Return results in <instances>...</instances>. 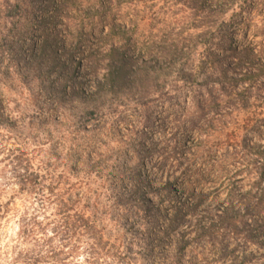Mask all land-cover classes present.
Wrapping results in <instances>:
<instances>
[{
  "label": "clouds",
  "instance_id": "1",
  "mask_svg": "<svg viewBox=\"0 0 264 264\" xmlns=\"http://www.w3.org/2000/svg\"><path fill=\"white\" fill-rule=\"evenodd\" d=\"M93 6L99 7L97 0H83L81 10L72 8L73 32L89 20L83 9ZM243 6L244 0H227L205 19L173 0L114 5L115 23L126 30L116 29L109 13L83 93L49 95L38 78L25 81L5 54L11 77L0 73V264H191L193 255L196 264H210L211 244L203 251L189 245L181 252L179 232L149 244V206L140 194L163 209L174 202L170 192L176 189L168 185L178 177L189 191H202L224 207L235 206L243 213L251 204L264 211V0L250 10ZM99 20L97 15L98 30ZM221 26L234 27L240 49H250L244 71L250 68L254 75L231 95L215 85L223 115L212 127L198 128L183 140L179 125L170 127L153 137L158 143L150 154L144 152L140 142L147 110L163 93L183 87L178 78L182 65L192 64V71H199L208 57V38ZM129 38L143 57L113 86L111 54L123 50ZM249 88L253 95L245 105L237 94ZM54 144L56 154L51 151ZM216 152L223 158L206 164ZM137 169L141 174L133 180ZM124 183L138 190L135 206L124 201ZM125 214L138 220L136 226L145 234L130 237V253L120 224ZM156 231L158 237L165 236L163 229ZM237 243L241 248L235 264H264V256L245 260L252 252L264 253V243L244 233L229 247Z\"/></svg>",
  "mask_w": 264,
  "mask_h": 264
},
{
  "label": "rangeland",
  "instance_id": "2",
  "mask_svg": "<svg viewBox=\"0 0 264 264\" xmlns=\"http://www.w3.org/2000/svg\"><path fill=\"white\" fill-rule=\"evenodd\" d=\"M60 0H0V36L7 35L13 42V49L7 45L0 44V73L5 78H10L11 73L8 67L4 66L5 54L10 58L9 63L15 64L17 71L22 75L25 81L33 78H38L42 88L49 95L63 94V90L68 96L71 94L83 93L89 83V77L94 69V63L98 55L96 45L100 42L103 34L104 25L108 24L109 13H111V22L116 29H121L122 24H116L117 13L106 10L103 2L97 1L99 7L84 8V13L89 17L87 23L81 21L76 26V31L73 32L71 20L62 15L64 10L54 11L55 6ZM256 0H250L245 10H250ZM83 0H79L75 5L77 10H81ZM10 5L12 8L10 9ZM70 12V14L72 12ZM99 15V30L95 21V17ZM134 32V31H133ZM225 35L215 37L212 41V46L217 54H208L206 60L201 61L200 69L193 72L192 64L185 63L178 70V78L184 81L183 87L178 88L174 94L169 95L163 93V99L156 100L147 110L146 116V131L144 132V140L140 143L143 146L144 152L151 153L156 147L157 141L153 139L156 133L163 134L170 127L179 125L180 139L184 137L191 138L193 131L190 130L194 124L205 123L204 120L211 121L214 114L209 118V113L217 110V107L212 103L211 109L205 115L198 112V105L205 100H210V96L215 91V85L222 86L218 78L222 73L228 72L234 75H241L245 72L244 69L250 63V49L234 51L228 49L223 51L220 47L226 37L233 36V43L226 42V47L236 45L239 47L240 42L235 39V28L226 26L224 29ZM129 44L123 50H113L111 54V63L124 64V69L129 72L130 64L136 59L143 57V52L136 48L135 42L129 38ZM240 48V47H239ZM250 70V68H249ZM193 76L192 82H186L183 78V73ZM213 76L211 79H206V76ZM264 87V84L261 85ZM69 89L72 92L69 93ZM207 92V95L205 93ZM242 97L252 96V91H244ZM259 99V95H257ZM209 103V102H208ZM206 121V123H207ZM146 141H150L152 147L149 148ZM195 140H192V145H195ZM52 153H56V145L51 149ZM143 154V153H142ZM219 156H213L216 158ZM212 159L208 162L210 163ZM207 164V162H206ZM125 167H127L125 165ZM210 171H215L213 166ZM141 170H136V175L132 176L135 180ZM209 179H212L209 177ZM125 190V203L135 206L138 201V190L128 188V184L123 185ZM170 189L175 188L176 191L170 192V196L174 200L169 206L161 209L158 205L147 202L150 198L141 193L143 200L147 202L149 211L147 220L150 225L148 232L149 244H153L158 239L171 238L173 234L179 232L177 237L178 244L184 248L189 245L200 246L201 251L210 243L208 248L210 253V264H235L237 249L241 248V244L237 243L235 247H229L232 244V239L239 237L240 233H244L246 238H253L264 243V223L257 218L264 217V211L258 210L253 205H247L243 213L235 206L224 207L223 202H212L207 199V196L201 191L196 192L195 189L189 191L185 181L179 177L176 178L175 184L169 182ZM163 201H161V204ZM194 204L195 208L189 207ZM224 208L230 209V212L237 216L240 220L238 231L233 238H230L225 232L220 230L212 231V233H201L197 230L205 225V222H210L211 226L215 220L214 214L220 213ZM171 211V215L169 214ZM185 214V218L183 215ZM167 217L174 220L173 228L169 233L165 232V228L169 225ZM195 219V227H193ZM139 221L133 219L132 216L125 214L120 219V224L125 228V241L129 253L132 251V239L136 236L143 238L145 235L136 226ZM187 225V227H184ZM220 224H216V227ZM250 226V227H248ZM164 237L157 236V229H163ZM214 228V227H213ZM213 230V229H212ZM196 231V235L191 233ZM219 232V233H218ZM130 234V235H129ZM208 236L206 242L204 237ZM131 237V238H130ZM153 253H149L152 255ZM264 256V253H250L245 257V260L259 259ZM205 260H209L206 256ZM191 264H196L195 255L191 259ZM243 264V261L241 262Z\"/></svg>",
  "mask_w": 264,
  "mask_h": 264
},
{
  "label": "trees",
  "instance_id": "3",
  "mask_svg": "<svg viewBox=\"0 0 264 264\" xmlns=\"http://www.w3.org/2000/svg\"><path fill=\"white\" fill-rule=\"evenodd\" d=\"M7 1L8 0H6V2ZM78 1L79 0H60L58 2V4L55 6L54 11H59V10L63 9L64 13L62 15L66 16V18L69 20H73L74 15L72 13L70 14V12H68V11H71L72 8L75 7V5L77 4ZM97 1L103 2V6L105 7L106 10H109V11H112V8L114 5L116 7H119V5H121L122 3L127 2V0H97ZM173 2L183 4L186 7H190L194 10V15L202 16L205 19H207L211 15H213L216 12H218L219 10H221L224 7L225 3H227V0H173ZM233 2H234V0H233ZM256 2H257V0L254 1L253 7L255 6ZM247 4H250V0H244L243 10H245ZM8 6L10 9L12 8L10 5H8ZM117 15H118V13H117ZM108 17H109V15H108ZM225 27L226 26H221L216 32L212 33L209 36L208 39L210 42V47L208 50V54H215V55L217 54V52H215V50L213 49L212 41L217 36L222 35V37H224ZM119 30H126V29H125L124 25H122L121 29H119ZM133 31H135V30L133 29ZM225 40L226 41H223L220 45V47L223 51H227L228 49H232V50L238 52L240 50V48L237 47L236 45H232L229 48L226 47V44H227L226 42L231 43L234 40L233 36H228V37H226ZM1 43L4 45H7L8 48L13 49V42L11 41V38H9V36L1 35L0 36V44ZM112 66H113L112 84H113V86H116L125 80V78L128 76V71H126L123 68L124 64H122V63L118 64V63L113 62ZM241 73H243V75L242 74L241 75H234V74H230L228 72L222 73L221 76L218 78V81L221 82V84H222L221 90L223 92L231 95V92L233 90H235V88L240 83H242L243 80L248 79L250 77V75H254L253 73H251V69L248 72H241ZM212 77L213 76L208 75V76H206V79L207 78L211 79ZM183 78L186 82H192L194 79L193 76L188 75L185 72L183 73ZM249 89H245V91L249 90ZM244 93L245 92H240L237 95L239 98H243L245 105H247L249 96L242 97ZM63 94L66 95L67 92L65 90H63ZM205 101L206 102H202L200 105L197 106L198 109L200 110V112H198L199 114L205 115L206 113H208V111L212 107V103L214 104L215 107H217V110L215 112H213L214 117L212 118L211 121L204 120L205 123L196 124V125L194 124V126L190 129L193 131V133L195 131H197L198 128H203L205 126L212 127L213 121L222 117V115H223V108H222L221 104L218 102L219 101V94L216 92V90L213 91L212 95L210 96V100H205ZM233 102L234 101H229V103H233ZM206 121H207V123H206ZM217 153L218 152L213 153L211 155L210 159L206 160L205 163L206 162L208 163L211 159H212V161L213 160L214 161H220L223 158L224 154L219 153V156H217L216 158H213V156L217 155ZM53 154H56V153H53ZM213 166H215V165H213ZM69 199H71V197H69ZM145 200H147V202H150L147 198H145ZM189 207H191V209L195 208L194 204H190ZM183 217L185 218V214L183 215ZM214 217H215V220H213L211 226H205L204 225V226L200 227L199 229H197L200 232V234L201 233H212V231L220 230L222 232H225V234L230 237V232L228 229H232L235 234L237 233L235 231H238V225L235 224L234 221L237 220L238 218H237V216H234L230 212V209L224 208L222 212L214 214ZM256 217L261 220V223H264V217H259V216H256ZM167 220L169 222V225H167V228H165V232L169 233L171 231V229L173 228L174 220L172 218H169V217H167ZM216 224H220V226L216 227ZM248 227H250V226H248ZM163 230H164V228H163ZM181 252H182V247H181Z\"/></svg>",
  "mask_w": 264,
  "mask_h": 264
}]
</instances>
